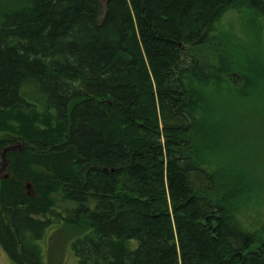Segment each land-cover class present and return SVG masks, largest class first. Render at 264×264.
<instances>
[{"label": "trees", "instance_id": "1", "mask_svg": "<svg viewBox=\"0 0 264 264\" xmlns=\"http://www.w3.org/2000/svg\"><path fill=\"white\" fill-rule=\"evenodd\" d=\"M263 22L264 0H0V154L25 142L0 178L14 264H47L54 215L75 264H264Z\"/></svg>", "mask_w": 264, "mask_h": 264}, {"label": "rangeland", "instance_id": "2", "mask_svg": "<svg viewBox=\"0 0 264 264\" xmlns=\"http://www.w3.org/2000/svg\"><path fill=\"white\" fill-rule=\"evenodd\" d=\"M109 0H101V10L102 13L105 12ZM244 11V9L242 10ZM246 11H232L228 13L226 16V20H235L237 23V28L240 30L241 28V20L244 18ZM240 20V21H239ZM263 24V32L259 37V43L255 44V41L249 38L250 42H254L251 44L254 49H256L259 53H264V22ZM250 32V31H249ZM251 33V32H250ZM244 36V34H243ZM245 37V36H244ZM264 87V83L260 85ZM259 102L264 103V98L259 100ZM212 119V118H211ZM210 119V120H211ZM249 149L253 152L252 161H253V168L254 173L258 175V182L261 185V199L259 205L261 206V210L264 213V125L262 127H254L250 128L249 130ZM25 142L22 140L16 141L14 144H10L6 149L10 148V151H19L23 148ZM260 150H263L260 153ZM9 151L5 152L3 156L0 154V178H7L11 175V164H14V157L13 155L12 160L8 157ZM241 165V164H239ZM253 173V171H252ZM254 179V178H253ZM29 195H34L35 190L34 187L28 182L27 185ZM54 199H56V205H54V213L60 216H68V214L75 210L78 207V204L73 200L66 198L63 191H57L52 194ZM91 208L95 207L93 202L89 203ZM54 215V214H53ZM58 216H48V219H51L52 226L43 236L44 238V246L46 248V262L47 264H75L76 259L71 251L70 243L74 235L72 234L71 230H66L63 227L57 226L54 222H57ZM0 264H14L10 256L4 250L2 245L0 244Z\"/></svg>", "mask_w": 264, "mask_h": 264}, {"label": "water", "instance_id": "3", "mask_svg": "<svg viewBox=\"0 0 264 264\" xmlns=\"http://www.w3.org/2000/svg\"><path fill=\"white\" fill-rule=\"evenodd\" d=\"M9 150H10V148L7 149V151H9Z\"/></svg>", "mask_w": 264, "mask_h": 264}]
</instances>
